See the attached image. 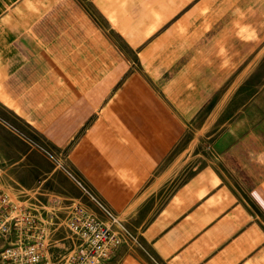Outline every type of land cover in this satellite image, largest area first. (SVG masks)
<instances>
[{
	"label": "crops",
	"instance_id": "1",
	"mask_svg": "<svg viewBox=\"0 0 264 264\" xmlns=\"http://www.w3.org/2000/svg\"><path fill=\"white\" fill-rule=\"evenodd\" d=\"M256 57L264 0H0V188L62 259L86 198L28 125L140 227L105 264H264V83L236 109Z\"/></svg>",
	"mask_w": 264,
	"mask_h": 264
},
{
	"label": "built area",
	"instance_id": "2",
	"mask_svg": "<svg viewBox=\"0 0 264 264\" xmlns=\"http://www.w3.org/2000/svg\"><path fill=\"white\" fill-rule=\"evenodd\" d=\"M59 161L57 166L80 188L87 202L73 206L65 221L71 250L62 259L51 258L52 230L39 224L41 219L32 209L17 207L0 192V264H105L122 245L140 242L139 234Z\"/></svg>",
	"mask_w": 264,
	"mask_h": 264
},
{
	"label": "rangeland",
	"instance_id": "3",
	"mask_svg": "<svg viewBox=\"0 0 264 264\" xmlns=\"http://www.w3.org/2000/svg\"><path fill=\"white\" fill-rule=\"evenodd\" d=\"M255 67H256V73L254 75H252L251 79L249 80L250 83H249L248 87H246V89H244V90H239V92H238L239 106H237L236 109L245 108V106H243V105H246L247 101L250 100V98H252L258 92H260V89L264 83V57H262V58L256 57L255 58ZM233 109H235V108L233 107ZM230 113H231V111L228 110L227 112H224L223 114L229 116ZM15 126H16L15 132L22 136L21 131H20V133L18 132V128H17L18 126L16 124H15ZM26 129L27 130H25L24 136H25V139L29 140L30 147L32 150H35V151L39 152L40 154H42L45 157V159H47V161L51 165H53V167H56L55 164L58 163V160H60L64 166L68 165L65 167H67L69 170H71L69 168V161H68L69 149H66V150L55 149L50 144H48L43 139L42 135L38 131H36L33 127L27 125ZM11 164L12 163L9 161H4V163L2 162V166L4 165L6 167L10 166ZM2 166H1V168H2ZM4 171H6V169L0 170V172H4ZM57 171H59L65 175L64 176L65 178L62 181V186H63L64 191H66L67 193L71 192L70 191L71 188L68 185L63 184L65 181L66 183H70L74 188H76L80 192V194H81L80 196H82V192H81L80 188L74 183V181L71 178H69L66 175V172L64 170H61V167H59V168L57 167ZM0 176H1V174H0ZM9 188H10V183L9 182L6 183V181L5 182L3 181V186L0 188V191L4 192V193L5 192L8 193L7 191ZM32 211L37 213L39 216L40 215L42 216V213L40 211H38L37 209L33 208ZM51 220H52V215L49 217L42 216L41 220L39 221V224L45 226V224L51 222ZM122 220L130 227L131 230H134L137 233H139L138 231L140 230L139 229L140 227L136 228V226H135L136 222H134L133 224H130L125 219L122 218ZM53 221H54V218H53Z\"/></svg>",
	"mask_w": 264,
	"mask_h": 264
}]
</instances>
